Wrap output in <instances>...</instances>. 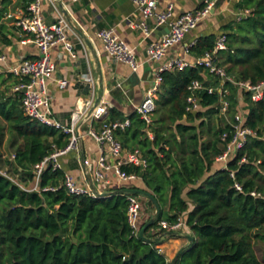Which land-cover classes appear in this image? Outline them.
Here are the masks:
<instances>
[{"label": "trees", "instance_id": "trees-1", "mask_svg": "<svg viewBox=\"0 0 264 264\" xmlns=\"http://www.w3.org/2000/svg\"><path fill=\"white\" fill-rule=\"evenodd\" d=\"M234 8L249 12L223 25L227 49L215 59L234 81L256 84L264 80V0H236ZM216 38L198 37L189 53L202 57ZM162 79L149 125L136 112L125 117L116 108L105 120H129L115 135L126 148L139 149L145 166L122 165L137 175L131 185L91 197L69 193L65 172L47 165L36 189L28 187L34 166L63 148L68 136L26 116L20 94H7L18 78L0 74V118L11 148L0 166L7 174L0 172V264H169L156 247L165 235L147 242L128 223L127 195L143 196L134 190L149 192L160 208L144 235L162 219L172 223L183 217L189 228L193 240L174 264H264V94L253 101L250 92L221 81L201 64L164 71ZM195 79L213 91H198L199 107L188 112L187 86ZM218 88L228 90L223 112ZM237 112L253 134L224 163L217 161L233 135ZM144 203L154 210L149 199Z\"/></svg>", "mask_w": 264, "mask_h": 264}, {"label": "crops", "instance_id": "crops-1", "mask_svg": "<svg viewBox=\"0 0 264 264\" xmlns=\"http://www.w3.org/2000/svg\"><path fill=\"white\" fill-rule=\"evenodd\" d=\"M29 1L0 0V10L3 13L0 19V54L6 57L5 61H0V74L7 73L10 66H14L21 60L32 59L37 55V48L30 41L31 35L15 25L17 17L25 13ZM201 1L160 0L157 10H162L168 3H172L174 14H178L199 7ZM235 1L219 0L210 15L186 33L179 43L169 48L165 59L179 56L190 63H195L198 57L190 53L185 54L184 47L194 43L198 37L208 34H214L217 37L223 33V25L237 19L240 12L234 8ZM40 8L46 24L53 23L57 18V11H60L72 27L68 37L73 44V54L59 43L50 49V56L56 67L52 77L47 80V91L50 95L49 118L68 125L77 105H83L89 98H92V105L99 104L106 108L101 118L90 119L81 124V138L77 148L60 157L61 169L78 183L92 184L96 191L106 195L115 193L122 187H129L130 180H120L112 170L104 172V180L99 182L94 180L100 146L87 132L89 128L98 130L113 108L118 109L125 117L136 112V107L150 87L158 66V63L148 60L147 46L166 32V26L157 27L154 20L147 19V25L152 28L151 34L147 37L139 28H132L131 23L137 22L141 16L132 0H40ZM7 14H11L12 17H7ZM110 27L134 49L140 63L136 72L131 71L127 64L114 60L105 52L96 33L102 28ZM2 38L8 39L9 42L2 43ZM86 73H90L94 80L93 90L81 78ZM59 80L66 81V85L60 87ZM11 93L12 87L8 86L7 94ZM148 133L152 135L151 132ZM123 148L126 152L135 149L125 146ZM32 182L28 183L31 189L35 184L34 181ZM139 198L142 208L138 225L146 222L152 215L149 206L144 203L147 198L144 196ZM189 231V228L185 226L176 233H172L174 235H168L154 226L145 236L150 238L154 235L160 238L165 235L156 247L167 259L172 260L178 251L188 244L186 235H190Z\"/></svg>", "mask_w": 264, "mask_h": 264}, {"label": "built area", "instance_id": "built-area-1", "mask_svg": "<svg viewBox=\"0 0 264 264\" xmlns=\"http://www.w3.org/2000/svg\"><path fill=\"white\" fill-rule=\"evenodd\" d=\"M160 0H132L140 18L137 22H132V28H139L145 37L149 36L152 28L147 25V19L154 20L157 27L166 26L168 29L158 39L151 41L147 46V58L152 62L158 63L153 81L146 90L141 103L136 107V113L147 124L151 123V115L155 110L157 93L162 83V73L164 71L181 70L188 66L201 64L207 68L212 74L219 77L221 81L228 80L233 82L243 91L251 93V99L258 101L264 94V80L256 84L246 81H234L229 76L225 68L217 63L215 55L222 50L227 49L226 36L221 33L217 36L214 47L211 52H205L202 57L197 58L195 63H190L183 57H169L167 52L170 47L179 43L186 33L194 29L198 23L214 9L219 0H202L199 7L174 14V5L168 3L162 10H157ZM248 10H240L237 19L248 14ZM7 17H12L7 14ZM15 25L23 32L30 34V41L37 48V55L32 59H24L14 66L8 68L9 73L18 78V82L12 87L14 92L20 94V104L23 113L33 119H37L45 125L53 126L67 134V144L60 149H55L49 156L45 157L40 163L34 166L35 178L34 186L36 189L38 177L45 165L50 163L53 169H61L60 157L68 154L77 148V143L81 138L80 126L90 119H99L105 113V106L99 104L92 105V98L87 99L83 105H77L70 117L68 125H63L49 118L50 95L47 91V80L50 79L55 71V62L51 59L50 49L56 44H62L67 50L73 54V44L68 37V33L72 32L70 22L65 15L57 11V18L53 23L46 24L43 21L40 8V0H30L27 4L26 11L23 15L17 17ZM97 38L102 42L105 52L114 60L127 64L131 71L136 72L140 63L136 57L134 49L130 47L113 28H102L96 33ZM193 43L186 45L183 52L189 53V47ZM5 55L0 54V61H5ZM82 80L86 81L90 89L93 90L94 80L90 73L82 75ZM60 87L66 85V81H58ZM206 89L208 93L213 91V87L204 86L199 80H192L188 86V95L186 96V111H194L199 107V97L197 92ZM222 95L221 112L225 111L229 106V102L224 98L228 94V90L218 88ZM129 125V120L123 121H103L98 130L89 128L90 135L100 146V154L97 160V169L95 171L94 180L96 182L105 179V171L112 170L114 174L122 181H129L137 178L136 174L126 173L121 169L122 165L132 164L135 166H145L146 161L141 156L139 149L126 152L123 144L117 139L115 132L117 129H124ZM150 137V133H148ZM253 132L243 125V116L241 112H237L234 116L233 135L226 144L225 150L217 156L216 160L225 162L231 151L243 146L247 135ZM225 138V135L222 136ZM225 167V164L223 165ZM7 176V174L0 170ZM64 186L66 190L75 195H87L91 197L102 196V193L96 191L92 184H80L71 175L64 174ZM236 189H240L235 184ZM46 189H53L46 187ZM254 194V193H253ZM110 195V194H108ZM127 220L134 233L138 236V221L141 216V201L139 196L134 194L127 195ZM183 217H179L175 222L167 220H159L157 229L165 233H176L182 227H185ZM187 227V226H186ZM160 252V250H159ZM169 264L171 260L168 259Z\"/></svg>", "mask_w": 264, "mask_h": 264}, {"label": "water", "instance_id": "water-1", "mask_svg": "<svg viewBox=\"0 0 264 264\" xmlns=\"http://www.w3.org/2000/svg\"><path fill=\"white\" fill-rule=\"evenodd\" d=\"M168 29L165 28V31H167ZM48 167H50V163L47 165ZM133 193H136V194H142L144 197H146L147 199H149L153 206H154V213L150 216V218L148 219V221H146L139 229L138 231V237L144 241H147V242H151V238H148L144 235L145 233V230L149 227V226H152L156 220V218L159 216V213H160V208H159V205L155 199V197L153 195H151L149 192L147 191H143V190H134ZM106 195L105 193H102V196ZM187 239H188V244L189 245L192 240H193V237L191 235H186ZM75 240V239H74ZM181 252V249L178 251V253L176 254V256L171 260V264H174L176 262V260L178 259V256Z\"/></svg>", "mask_w": 264, "mask_h": 264}, {"label": "rangeland", "instance_id": "rangeland-1", "mask_svg": "<svg viewBox=\"0 0 264 264\" xmlns=\"http://www.w3.org/2000/svg\"><path fill=\"white\" fill-rule=\"evenodd\" d=\"M9 137H10V133L8 131L7 124L0 118V166L3 168H4L3 160L7 158L9 151H11V148L9 147V143H10ZM149 208L151 210V213L153 214L154 210H152L151 207Z\"/></svg>", "mask_w": 264, "mask_h": 264}]
</instances>
